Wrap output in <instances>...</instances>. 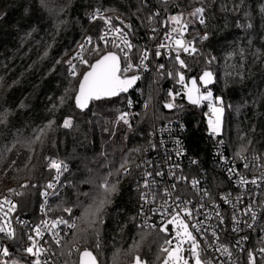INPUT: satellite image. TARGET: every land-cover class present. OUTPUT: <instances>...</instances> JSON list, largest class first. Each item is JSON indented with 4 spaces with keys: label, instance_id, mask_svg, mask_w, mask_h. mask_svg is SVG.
<instances>
[{
    "label": "trees",
    "instance_id": "trees-1",
    "mask_svg": "<svg viewBox=\"0 0 264 264\" xmlns=\"http://www.w3.org/2000/svg\"><path fill=\"white\" fill-rule=\"evenodd\" d=\"M198 7L205 9V23L189 26V34H207V39L197 41L194 55L184 58L185 75L197 78L202 93L211 91L213 99L223 102L222 137L229 156L264 159V0H0V193L20 189L19 214L37 216L44 188L54 176L46 170V160L69 165L52 201L54 216L75 220L60 248L69 264H78L84 249L99 264H131L136 256L145 264H160L169 237L138 225L137 152L149 142L153 118H182L186 145L203 161L210 159L212 143L207 107L173 115L161 111L168 102L165 86L178 78L175 63L165 60L163 71L143 77V98L133 91L81 111L75 96L79 78L89 68L76 66L73 78L67 61L74 64L73 55L88 37H99L104 18L127 32L139 59L147 48L146 19L152 17L158 28L159 44L167 32L166 18ZM97 10L103 18L91 22ZM109 52L118 50L102 46L88 57L89 65ZM170 67H175L172 73ZM205 71L214 77L207 88L200 83ZM125 113L127 124L120 120ZM65 118L72 121L68 128L63 127ZM105 183L116 190L101 191ZM103 200L109 202L91 215ZM11 251L12 259L33 261L21 256L19 247Z\"/></svg>",
    "mask_w": 264,
    "mask_h": 264
},
{
    "label": "built area",
    "instance_id": "built-area-1",
    "mask_svg": "<svg viewBox=\"0 0 264 264\" xmlns=\"http://www.w3.org/2000/svg\"><path fill=\"white\" fill-rule=\"evenodd\" d=\"M141 1L145 2L146 0ZM102 16L103 14L99 13L95 19L90 18V21L93 22ZM182 22L186 21L182 20ZM197 24H200L198 19ZM146 27L147 38L144 45L147 48L141 56L147 51L148 58L143 62V65H141V56L139 59H135V46L131 42L127 32L115 26L112 21L110 24H105L98 38L91 39V43H86V40L82 44L84 45L83 51H81L80 47L73 57L77 53H80L83 59L88 62L89 56L97 54V52L93 51L94 48L98 47L99 52L102 46L117 49L118 52L115 53L121 58L122 68L126 67L129 62L134 66L125 75L127 77L141 76L140 82L134 89V93L140 98H143V86H141L143 77L148 74L154 75L157 69L163 71L165 69V60L171 61L180 69L177 71L178 78L174 80L170 88H166L167 103H174L176 106H179V103L185 102L189 80L185 75L186 67L180 65L176 59V55L179 52L180 59L184 61L185 57H192L194 54H189L184 52L183 49H178L174 41L175 39H182L185 44L192 42L195 47L197 41L205 40L201 39L205 34L191 37L188 25L183 36H180L179 29L181 25L170 21L167 23V27L165 28L167 32L160 43L155 44L158 28L153 25L152 20L148 19H146ZM173 28L178 29V31L173 32ZM116 29H120L121 31L117 32ZM168 33L171 34V39L166 40L165 35ZM125 35L127 41L133 45L130 50L125 46ZM101 36H104V40L101 39ZM161 43L165 44V47L159 48L164 62L162 68L160 67L158 57L155 55ZM125 53H127V60L125 59ZM73 62L75 66H88L81 63L79 59H73ZM174 70L175 67H170L171 73ZM179 74L184 75L185 80L183 85L178 82ZM170 92L175 97L174 100L173 96L169 95ZM211 104L215 105V102ZM133 105L134 101L131 99L130 107ZM145 105L144 101L143 106ZM201 105L207 107V113H212L209 108V100H201L199 106ZM186 130V124L180 117L167 120H154L148 144L137 152L138 179L136 188L140 195L138 210L139 227L146 231L161 232L159 229L167 224L168 220L172 219V215L179 212V218L188 224V230L196 238L199 245L197 251L200 253L202 261L210 262V264H250L248 254L252 252L255 257V264H264V253L260 252V249L264 248V180L260 179L264 176V159L260 157L232 158L228 154L227 144L222 134L210 131L209 135L212 143L210 159L203 161L201 158L193 156L189 151L185 142ZM178 150L182 151V155L177 156ZM52 160L59 161L57 159ZM50 161L46 163V170L53 173L54 176L50 182L55 184V188L49 189L47 186L44 188V193L47 192L48 195L45 196L43 193L42 203L37 216H23L19 214L17 197L20 195V191H16L14 188L7 190L5 193H0V205H2L0 224L9 223L15 229V239H10L6 234L0 233V249L7 247L9 251L7 256L0 253V261L3 264L5 262L8 264L11 261V248L14 246L20 248L21 256L26 259H35L25 253L24 248L30 244L28 236H36L33 231L36 226H40L43 233L42 237L36 236L37 246L48 249V251L40 255L41 261L46 260L48 264H69L65 260L60 248L75 228L60 224L56 229H51V222L61 218L68 221V224H75L73 218L54 216L52 214V201L58 194L63 177L69 170V165L63 162V164L67 165V168L66 170H61L59 181L57 182L54 180L57 176L56 170L50 169L48 166ZM245 164H248L247 168H245ZM175 165H179V167H175ZM230 168L234 169L233 173H229L228 169ZM156 172H161L163 175L157 176ZM146 173H152V175L146 176ZM180 176L187 177V180H178L177 177ZM241 176L248 181L257 178V184L248 183L241 187L238 183ZM193 179L199 181V184L195 188L191 184ZM145 180L150 182V188L148 189L144 188ZM173 184L176 186L175 189L171 187ZM165 188L171 192V196L164 195ZM102 189L105 190L103 186ZM205 191L207 195H205ZM145 192L155 193V200L152 201V197L149 196L150 202L145 203L141 199L142 193ZM176 196L180 197L179 201L175 199ZM5 200L10 201L11 204H15V209L9 211L11 204L5 203ZM165 201H167V204H165ZM183 201H187L188 203L186 205L182 204L181 202ZM177 204H180V208L187 207L191 210L192 215H185L180 208L176 207ZM249 205H251L252 211L256 214L255 221H253L251 213L245 214V210ZM153 209H158L159 211H153ZM234 216L239 223L234 222ZM221 219L223 220L222 223ZM42 222H47V226ZM193 224L200 228L199 232L192 227ZM249 224L252 227H248L247 225ZM173 225L167 224V232H163L165 236L169 238L173 237ZM233 228H238L239 230L233 231ZM52 232L58 234L57 238L61 241L59 245L54 242ZM213 232L216 233L215 236H213ZM220 245H224L229 249L231 252L230 257L222 249L220 251L216 250ZM191 246V241L188 240L185 247L186 259L189 260L190 264H195V259L190 252ZM131 264H135V262Z\"/></svg>",
    "mask_w": 264,
    "mask_h": 264
},
{
    "label": "snow or ice",
    "instance_id": "snow-or-ice-1",
    "mask_svg": "<svg viewBox=\"0 0 264 264\" xmlns=\"http://www.w3.org/2000/svg\"><path fill=\"white\" fill-rule=\"evenodd\" d=\"M205 9L203 7H198L196 8L192 13H190V16L195 17L199 20L200 24H204V18H203V13H204ZM99 14V10H97V13L93 15V19L96 18V16ZM155 15H159V13H156ZM182 17L183 14L181 13L180 15L177 16H171L169 17V19L173 22H175L176 24L181 25L180 29H179V33L180 36H183L184 31L187 29L188 27V23L187 22H182ZM103 18V17H101ZM105 19V24H110L111 20L110 18H104ZM152 17H149V20H151ZM251 25H249L250 27ZM126 27H131V25H126ZM117 32H120V29H116ZM153 31H155V29H153ZM173 32L178 31V29L173 28L172 29ZM101 39L104 40V36H101ZM165 39H171V34L168 33L165 35ZM201 39H207V34H205L203 37H201ZM86 43H91V37L87 38ZM105 43H107V41H105ZM124 43L125 46L130 50L133 45L127 41L126 39V35L124 38ZM175 45L177 46L178 49H183L184 52L189 53V54H194L197 49L193 46L192 42H188L187 44H185V42L182 39H175L174 41ZM81 51H83L84 49V45H81ZM165 47L164 43H161L158 46V49L155 53L156 56L160 55L159 52V48H163ZM93 51L99 53V48H94ZM123 51V50H122ZM127 53H125V59L127 60ZM148 58V53L147 51L144 52V54L141 56V65H143V62ZM73 59H79L81 63L88 65L87 60H84L82 55L80 53H77V55L75 57H73ZM176 59L177 61L180 63V65L182 67H185L186 65L184 64V61L180 59L179 56V52H177L176 55ZM68 65L70 66L69 69V74L70 76H72L73 78L77 75L76 72V66L72 63V60L67 61ZM133 64L132 63H127L126 67H121L120 64V57L112 52L106 53L104 55H102L98 60H96L95 63L88 65L89 70L87 72H85L83 74V78L81 79L80 83H79V88L78 91L76 93L75 96V103L76 106L78 108H80L81 110L85 109L88 107L89 102L90 101H99V100H103V99H107V98H111V97H115L118 96L120 93L123 92H127L128 89L130 87H132V85L135 83V81L137 79H139L138 76H131V77H127L125 74L129 71H131L133 69ZM139 67V66H137ZM160 67L162 68L163 65H160ZM171 74V73H169ZM184 75L183 74H179V83L180 84H184ZM200 80L205 84H209L213 82V78H212V73L209 71H205L203 73V75L200 77ZM192 86L191 88L187 89V96L188 99L191 103L193 104H198L200 103L201 100H209L211 101L212 98V93L211 91H208L206 95L204 94H199V88H197L196 86V80L193 79L191 82ZM194 93H197L198 95L194 96ZM170 96H173V94L170 92L169 93ZM63 99V98H62ZM175 99V97L173 96V100ZM217 100L220 102V104L222 105V101H220L219 98H217ZM166 108H174L176 107V105L174 103H167L165 104ZM210 111L213 113L214 119H210L209 120V127L211 129V131L213 133H218L220 131V126H221V122H222V116H223V112H224V108L222 106L220 107H216L213 104L210 103L209 105ZM127 113L122 114L120 116V119L124 121V123H128L127 119H126ZM72 124L71 118H65L64 123H63V127L68 128L70 127ZM177 156L182 155V151L178 150L177 151ZM195 163V161H193ZM49 168L50 169H55L57 172V176L54 178L55 181H59V175L61 173V170H66L67 165L63 164L62 161H56V160H51L49 162ZM245 168L248 167V164L244 165ZM121 167L123 168L124 166L121 165ZM175 167H179V165H175ZM229 173H233L234 169H228ZM125 173L127 174V169H125ZM157 176H161L163 175V173L161 172H156L155 173ZM146 176H151L152 173H146ZM174 175V173H173ZM178 180H187V177H177ZM260 179L264 180V176H262ZM238 183L240 184L241 187H243L244 185L251 183L253 185L257 184V178H253L251 181L246 180L244 177H240ZM192 186L195 188L197 187V185L199 184L198 180L193 179L191 181ZM104 189L106 192H114L115 189V185H113L111 188L108 187L107 183H105L103 185ZM172 189H175V184H173ZM47 188L49 189H54L55 188V184L52 182H49V184L47 185ZM144 188L148 189L150 188V182L148 180H145L144 183ZM45 196L48 195L47 192L44 193ZM164 195L165 196H171V192H169V190L167 188L164 189ZM205 195H207V192L205 191ZM149 196L152 197V201L155 200V193L153 192H145L142 193L141 195V199L144 200L145 203H149ZM175 199L177 201L180 200L179 196H176ZM239 199V198H238ZM109 201L107 200H103L100 202L99 207H97L95 209V211H92L90 214L95 216L96 213H98L104 206L105 203H108ZM5 203H9L11 204L10 201L5 200ZM182 204H187V201H183L181 202ZM165 204H167V201H165ZM16 207L15 204H11V208L9 209V211L14 210ZM177 208H180V204H177L176 206ZM0 210H2V205H0ZM181 211H183L185 213V215L187 216H191V210H189L187 207H183L180 208ZM64 211L71 213V209L70 208H65ZM153 211H159L158 209H153ZM251 213L252 219L253 221H255L256 219V214L254 211H252L251 205L248 206V208L245 210V214ZM5 215H7L5 213ZM180 213L176 212L174 215H172V219L167 221V224H175L178 228L183 229V235L185 237H187L188 240L191 241V255L192 257L195 259V264H210V262H206V261H202L200 258V253L197 251V248L199 247L195 236H193L192 232H190L188 230V224L185 223L184 220L179 218ZM233 220L235 223H239V221L236 220L235 216L233 217ZM223 222V220L221 219V223ZM45 226H47V222H42ZM60 224H65L70 228H75L76 225L73 224H68V221L63 220L62 218L59 220H55L51 222V229H56ZM167 224H165L163 227H161L159 230L161 232H167ZM248 227H252V225H247ZM192 227L196 230V231H200V228L197 227V225L193 224ZM50 229V230H51ZM238 228H233V231H238ZM33 231L35 232L36 236L42 237L43 233L41 232V228L40 226H36L34 227ZM0 233H4L6 234L10 239H15V229H13L11 227V225L9 223H5V224H0ZM181 235L180 231L176 232V236L179 237ZM216 233L213 232V236H215ZM36 236L33 235H29L28 236V240L30 241V244L28 247L24 248V252L27 253L28 255L34 257L35 259H33V261L31 262V264H48V261H41L40 259V255L46 251H48V249H45L43 247L37 246V240H36ZM52 237L54 242L59 245L61 243L60 239H58V234L56 232H52ZM246 239V238H245ZM181 242L177 243L176 246L173 247H165L162 248L161 251L163 253H166V257L164 259V264H189V260L185 259L182 255H181ZM165 244L167 245H172V240H165ZM98 246V245H97ZM223 250L224 253H226L229 257L231 256V252L229 251V249L227 247H225L224 245H220L216 250L220 251ZM261 253H264V248L260 249ZM0 253H2L4 256H7L9 254L8 248L7 247H3L2 249H0ZM249 256V261L250 264H255V257L253 255L252 252H249L248 254ZM135 260V264H144V262L141 260V258L139 256H136L134 258ZM6 264V262H5ZM12 264H18L17 261H13ZM80 264H97V259L96 257L92 254L91 251L84 249L82 252H80Z\"/></svg>",
    "mask_w": 264,
    "mask_h": 264
},
{
    "label": "rangeland",
    "instance_id": "rangeland-1",
    "mask_svg": "<svg viewBox=\"0 0 264 264\" xmlns=\"http://www.w3.org/2000/svg\"><path fill=\"white\" fill-rule=\"evenodd\" d=\"M195 10V8L193 9V10H190V11H187V12H185V13H182L183 14V17H182V20L183 21H186L187 23H188V25L189 26H193V25H195V24H197V18H195V17H192V16H190V13H192L193 11ZM178 15H180V14H178ZM175 16H177V15H175ZM171 17V16H170ZM169 19V18H168ZM171 20L169 19V21L168 22H170ZM88 65H89V62H88ZM89 70V69H88ZM77 75H78V73H77ZM212 78H213V81H214V77H213V75H212ZM82 79V78H81ZM81 79L79 78V80L81 81ZM80 81H78L79 83H80ZM200 83H201V86L203 87V88H207V87H209L212 83H209V84H207V85H205L201 80H200ZM74 86H75V84H74ZM72 87H73V85H72ZM159 91V90H158ZM160 92V91H159ZM202 93V92H201ZM202 94H204V95H206L207 93H202ZM221 101V100H220ZM210 103H213V102H215V105L214 106H216V107H220V106H222L223 107V104L221 105L220 104V102L218 101V100H216V99H213V98H211V101H209ZM152 114H153V117L154 116H156L157 115V110H156V108H153V111H152ZM206 115H208V117H207V121H208V125H209V120L210 119H214V116H213V113H207ZM152 117V118H153ZM126 119H127V121L129 122V119H130V117L127 115L126 116ZM223 119H224V112H223V116H222V122H221V126H220V131L218 132V133H220V134H222V132H223ZM121 120V119H120ZM122 122H124L123 120H121ZM153 121H154V118H153ZM153 124V123H152ZM210 128V127H209ZM210 131H211V129H210ZM212 132V131H211ZM50 160H52V159H50ZM49 160H46V163L48 162ZM46 163H45V165H46ZM28 181H26V183H24L23 185H22V187H24V186H26V185H28V183H27ZM16 191H20V189H15ZM101 191H103V192H106L105 190H101ZM173 228H174V230H173V237H171V238H169V240H172V245H166V247H175L176 246V244L177 243H179V242H181L182 241V243H181V249H182V251H181V255L186 259V251H185V247H186V245H187V242H188V239H187V237H185L184 235H183V229H180V228H178L175 224L173 225ZM177 231H180V233H181V235L179 236V237H177L176 236V232ZM161 234H164L163 232H160ZM165 257H166V253L164 254V256H163V259H162V261H161V263L160 264H164V259H165ZM13 261H17L18 262V264H24V262L23 261H20L19 260V258L17 259V260H15V259H11V261H9V263L8 264H12V262Z\"/></svg>",
    "mask_w": 264,
    "mask_h": 264
},
{
    "label": "water",
    "instance_id": "water-1",
    "mask_svg": "<svg viewBox=\"0 0 264 264\" xmlns=\"http://www.w3.org/2000/svg\"><path fill=\"white\" fill-rule=\"evenodd\" d=\"M167 23H168V20H167V18L163 21V29H165L166 27H167ZM112 53H115V52H112ZM115 54H117V53H115ZM118 55V54H117ZM119 56V55H118ZM120 57V56H119ZM158 57V60H159V62H160V65H163V58H162V54H160L159 56H157ZM96 62V61H95ZM94 62V63H95ZM120 64H121V67H122V61H121V58H120ZM136 76H138L139 77V79H137L136 81H135V83L132 85V87H130L129 89H128V91L127 92H123V93H120L118 96H115V97H111V98H107V99H103V100H99V101H104V100H110V99H115V98H119V97H122V96H126V95H128V94H130V93H132L133 91H134V89L136 88V86L138 85V83L140 82V80H141V76L140 75H136ZM83 78V77H82ZM193 79H195L196 80V86H197V88H199V94H201V87H200V84H199V82L197 81V78H191V79H189V86H188V88H191V86H192V84H191V82H192V80ZM78 88H79V86H78ZM77 88V89H78ZM167 88V86H165V89ZM187 92V91H186ZM195 95H198L197 93H194V96ZM93 102H98V101H95V100H93V101H90L89 102V105H88V107L87 108H85V109H83V110H81L80 108H78L77 106V109L78 110H81V111H86L88 108H90V106H91V103H93ZM165 104H167V103H165ZM165 104H163V106L161 107V111L163 112V113H165V114H176V113H179V112H181L183 109H185V108H196V107H198L199 106V104L200 103H198V104H193V103H191L190 101H189V99H188V96H187V93H186V96H185V104L183 105V106H176V107H174V108H166L165 107ZM90 251V250H89ZM92 252V251H91ZM92 254L95 256V254L92 252ZM96 257V256H95ZM97 259V258H96ZM78 264H80V254H79V262H78ZM97 264H99L98 263V260H97ZM190 264V263H189Z\"/></svg>",
    "mask_w": 264,
    "mask_h": 264
}]
</instances>
